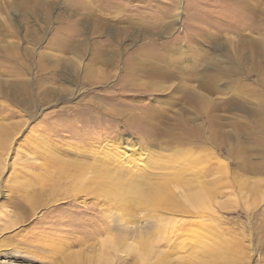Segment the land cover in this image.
<instances>
[{"label":"rangeland","instance_id":"374dc122","mask_svg":"<svg viewBox=\"0 0 264 264\" xmlns=\"http://www.w3.org/2000/svg\"><path fill=\"white\" fill-rule=\"evenodd\" d=\"M158 248L264 264V0H0V264Z\"/></svg>","mask_w":264,"mask_h":264},{"label":"bare ground","instance_id":"6f19581e","mask_svg":"<svg viewBox=\"0 0 264 264\" xmlns=\"http://www.w3.org/2000/svg\"><path fill=\"white\" fill-rule=\"evenodd\" d=\"M92 154V153H91ZM92 165V164H91ZM137 175V174H136ZM145 175H146V173H145ZM100 176V175H99ZM102 176V175H101ZM140 176H141V174H140ZM104 177V176H103ZM123 177V176H122ZM144 177V178H143ZM137 178V177H136ZM51 179V178H50ZM105 179V178H104ZM103 179V181H105L104 182V184H106V181H108V180H104ZM116 179V178H115ZM120 179V178H119ZM122 179V178H121ZM142 179H145V176H142ZM127 180V179H126ZM111 181V180H110ZM110 181H108V183L106 184V185H109V184H112L113 182H110ZM124 182V181H123ZM143 182V181H142ZM63 183V182H62ZM114 183H116V182H114ZM125 183V182H124ZM30 186V185H29ZM75 186V185H74ZM43 187V186H42ZM67 188V187H66ZM38 188L36 187V186H33V188L32 189H30V188H27L26 189V191L27 192H25V193H23L22 195H20L18 198L21 200V201H24V206H25V209L27 210V212H28V215H30L32 212H34V208H35V205H36V203H37V200H38V198L40 197V195H44V194H47V191L48 190H46V188H45V186L43 187V188H41L40 187V190H37ZM108 188H106V190L105 191H108L107 190ZM120 189V188H119ZM59 190V189H58ZM68 190H69V188H68ZM103 190V189H102ZM116 190V189H115ZM157 190H159V189H157ZM97 192L98 191H100V190H96ZM117 191V190H116ZM55 192V191H54ZM79 192V191H78ZM85 192V191H84ZM121 192V191H120ZM112 193V192H111ZM119 193V192H118ZM139 193H140V189H139V187L138 188H136V194H135V197H137L138 195H139ZM56 194V193H55ZM81 194V193H80ZM126 194V193H125ZM125 194H120V199H122V200H127L126 198H124V195ZM95 195V194H94ZM119 195V194H118ZM117 195V196H118ZM144 195V194H143ZM142 195V196H143ZM100 196H102V195H100ZM106 197V196H105ZM104 197V198H105ZM52 198V197H51ZM50 198V199H51ZM53 198H54V196H53ZM112 198V197H111ZM35 199H36V202H34L35 201ZM57 199V198H56ZM106 199V198H105ZM43 201V200H42ZM41 202V201H40ZM39 202V203H40ZM113 202V201H112ZM120 202V201H119ZM126 202V201H125ZM41 204V203H40ZM127 204V203H126ZM116 205H118V204H115V206ZM127 205H130L129 203L127 204ZM127 205H125L124 203H122L121 202V204L119 205V206H122L121 207V209H124V210H126V207H127ZM118 206V207H119ZM183 207V206H182ZM182 207H180V208H178V209H183ZM38 208V207H37ZM128 208V207H127ZM131 208V207H130ZM129 208V209H130ZM173 208H175V207H173ZM177 208V207H176ZM120 209V210H121ZM184 209H186V208H184ZM180 211V210H179ZM113 212V211H112ZM180 212H186V211H180ZM107 213V212H106ZM119 213V212H118ZM126 213H128L127 211H126ZM134 213V212H133ZM192 213V212H191ZM32 215V214H31ZM114 215V214H113ZM120 215H121V213H120ZM119 215V216H120ZM125 215V214H124ZM134 215V214H133ZM136 215V214H135ZM117 216V215H116ZM123 216V215H122ZM198 216V215H197ZM112 217V216H111ZM126 217V216H125ZM125 217H121V219H123V221H125ZM128 217H130V216H128ZM131 218V217H130ZM129 218V219H130ZM114 219V218H113ZM24 221V220H23ZM22 221V222H23ZM119 221V220H118ZM18 222V221H17ZM20 223V222H19ZM122 223H124V222H122ZM133 223V222H132ZM18 224V223H17ZM12 225H13V223H12ZM11 225V226H12ZM137 226V225H136ZM109 227V226H108ZM113 227V226H112ZM116 227V226H115ZM124 227V226H123ZM127 227V226H126ZM9 228H10V226H9ZM59 228V227H58ZM129 228V227H128ZM131 228V227H130ZM109 229V228H108ZM109 231V230H108ZM121 231V230H120ZM109 232H111L112 233V231H109ZM110 233V234H111ZM109 234V235H110ZM113 234V233H112ZM114 236H112V238H113ZM12 239V238H11ZM14 240V239H13ZM109 240V239H108ZM108 240H106V242H108ZM70 241V240H69ZM11 242V241H10ZM58 242V241H57ZM31 243V242H30ZM54 243H55V241H54ZM72 243V242H71ZM37 244V243H36ZM58 244V243H57ZM81 244V243H80ZM84 244V243H83ZM173 244V243H172ZM32 245V244H31ZM50 246V248H51V250H53L57 245L55 244V246L53 245V244H49ZM60 245V244H59ZM68 245V244H67ZM72 245V244H71ZM29 246H30V244L27 246H24V250H22V251H28V249H29ZM36 246V245H35ZM62 246V245H61ZM174 246V245H173ZM18 248L17 246H14V248ZM48 246H46V245H44V246H42V248L41 247H39L38 248V246H37V249H39V250H43V248L45 249H47V248H49ZM85 247V246H84ZM13 248V249H14ZM36 248V247H35ZM57 248H58V246H57ZM56 248V249H57ZM88 248V247H87ZM170 248V247H169ZM218 249V246L217 247H215L214 248V252L216 253V251H217V249ZM45 249V250H46ZM59 249V248H58ZM90 249V248H89ZM93 249V248H92ZM91 249V250H92ZM158 250H159V248H158ZM216 250V251H215ZM37 251V250H36ZM35 251V252H36ZM79 251V250H78ZM78 251H74V252H69L68 254L69 255H75V256H78V255H81V253L80 252H78ZM175 250H171V249H161V250H159V255L158 256H155L152 260H151V263L150 264H172L171 263V258H170V254H171V252H174ZM39 252H42V253H44L43 251H39ZM59 253H60V251H58ZM65 253V252H64ZM74 253V254H73ZM84 254H86V253H84ZM152 254H153V251H152ZM157 254V253H156ZM37 256V255H36ZM41 256V255H40ZM43 256V255H42ZM31 257V256H30ZM60 258V257H59ZM57 259H58V257H57ZM128 261V260H130L129 258H124V259H121V261L123 262V261ZM181 260V259H180ZM59 261V260H58ZM120 261V262H121ZM153 261V262H152ZM173 261V260H172ZM55 262V261H54ZM117 262V261H116ZM119 262V261H118ZM135 262L137 263V261L135 260ZM174 262V261H173ZM176 262H177V260H176ZM134 263V262H133ZM180 262L178 261L177 263H175V264H179ZM121 264H123V263H121ZM124 264H125V262H124ZM135 264V263H134ZM180 264H182V262L180 263ZM183 264H188V263H183Z\"/></svg>","mask_w":264,"mask_h":264}]
</instances>
